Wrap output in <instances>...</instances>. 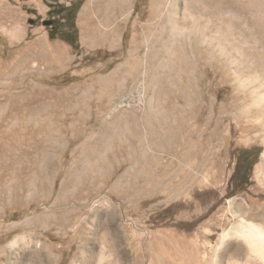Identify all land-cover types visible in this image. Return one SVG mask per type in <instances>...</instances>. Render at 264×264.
I'll return each instance as SVG.
<instances>
[{
  "label": "rangeland",
  "instance_id": "obj_1",
  "mask_svg": "<svg viewBox=\"0 0 264 264\" xmlns=\"http://www.w3.org/2000/svg\"><path fill=\"white\" fill-rule=\"evenodd\" d=\"M73 1L0 0V264H163L169 245L195 264L231 208L251 219L264 205V84L249 80L264 69V0H227L225 54L158 40L152 0L109 20L82 0L67 43L49 4ZM206 1L195 14L215 16ZM245 149L252 169L233 177Z\"/></svg>",
  "mask_w": 264,
  "mask_h": 264
},
{
  "label": "bare ground",
  "instance_id": "obj_2",
  "mask_svg": "<svg viewBox=\"0 0 264 264\" xmlns=\"http://www.w3.org/2000/svg\"><path fill=\"white\" fill-rule=\"evenodd\" d=\"M152 2L154 6L153 11L155 15H158V17L162 15L161 9H163V11L164 8L166 9V13L163 14V18L165 19L164 24L158 29V40L165 35L170 42L178 39V41L181 42L179 45H182V43L185 45L187 44L185 42H189L191 38H199L204 41L208 40L209 43H212L213 41L214 43L217 42V50H219L221 54H225L227 52V45L229 44L227 43L229 38L228 36H230L231 33H233L232 31H234L231 26L233 18L230 13V9L227 6V0H222L221 2H215V0H213L212 5L214 6L212 11L216 15L213 16L214 14H211V16L205 18L201 16V14L204 15L210 13L211 11L207 7L206 0H180L181 6L178 5L179 0H152ZM129 4L130 0H88L83 8L82 15H86L90 7H102L103 5V9L105 8V12L107 14L106 20H109L110 18H114V15L116 17V14L122 15V13L128 9ZM224 4L226 5L224 6ZM195 7L199 8L201 11L200 15L195 14ZM112 9L114 10L113 12H111ZM88 12H90V14L92 13L91 10ZM87 17L89 19L91 16L88 15ZM211 26L213 27L212 33H210ZM105 33L104 37L106 40L103 36L101 38L104 39V41H108L110 45H113L117 36L116 32L111 30L108 34L107 32ZM238 34L242 40L245 39L244 32H239ZM243 43L246 44L247 41L244 40ZM179 45L177 46L172 44L170 48L160 45L158 48L155 47L154 53L165 52L166 55H170L180 47ZM262 62V64H264V61ZM249 67L254 69L252 74L253 78L249 80L252 82H259V84H264V69H258V67L255 66L253 68L252 64H250ZM259 170L263 175L264 181V153L262 154ZM230 213L233 218H237V221L228 229L219 233L215 244H211L208 240L203 242V246L205 245L204 248H206V250L201 253H198V251L196 252L195 264H264V205L261 206L259 213L251 219L244 218V215H237L232 208L230 209ZM248 214H251L249 209L245 212V215ZM207 232H209V230ZM23 240L24 239H22V241ZM28 243H30L36 251L40 250L41 252L44 251V253L48 251L44 244L40 248L38 241L36 242V239L33 236L29 237ZM28 246L30 247V245ZM177 255L178 254L176 253L174 246L169 245L168 247H165L163 253V264H180V258H178ZM188 257L191 259L190 256ZM6 264H20V257L18 256Z\"/></svg>",
  "mask_w": 264,
  "mask_h": 264
},
{
  "label": "trees",
  "instance_id": "obj_3",
  "mask_svg": "<svg viewBox=\"0 0 264 264\" xmlns=\"http://www.w3.org/2000/svg\"><path fill=\"white\" fill-rule=\"evenodd\" d=\"M44 2L57 4L59 0H42ZM82 4V0L73 1L69 7L58 5H50L52 8L48 14L57 16V23L59 26V37L67 43H75L77 38V30L74 24V19L78 9ZM56 6V7H55ZM51 34V33H50ZM254 149L241 150L237 156V162L234 169L233 177L242 176L247 177L252 169L253 163L257 157V153L251 155ZM252 156V157H250Z\"/></svg>",
  "mask_w": 264,
  "mask_h": 264
},
{
  "label": "water",
  "instance_id": "obj_4",
  "mask_svg": "<svg viewBox=\"0 0 264 264\" xmlns=\"http://www.w3.org/2000/svg\"><path fill=\"white\" fill-rule=\"evenodd\" d=\"M43 24L44 25H49V24H51V21H45Z\"/></svg>",
  "mask_w": 264,
  "mask_h": 264
}]
</instances>
